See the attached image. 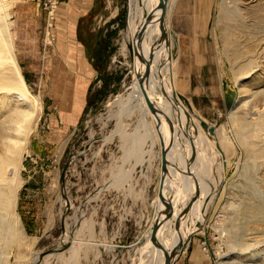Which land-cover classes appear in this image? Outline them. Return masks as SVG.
<instances>
[{
  "label": "rangeland",
  "instance_id": "obj_1",
  "mask_svg": "<svg viewBox=\"0 0 264 264\" xmlns=\"http://www.w3.org/2000/svg\"><path fill=\"white\" fill-rule=\"evenodd\" d=\"M35 3L0 0V70L20 76L31 99L0 91V129L11 131L18 109H37L19 169L20 234L4 243L2 230L0 264H80L88 240L119 245L114 263L112 245H105V264H145L154 251L144 235L157 204L160 123L133 71L131 0H104L72 48L56 39L57 10L48 19ZM174 3L157 65L164 72L176 56V98L190 115L185 125L209 199L203 215L197 203L194 209L204 216L201 242L220 264H264V0ZM136 12L130 41L140 25L156 32L148 10ZM71 50L80 61L65 59ZM164 75L172 77V70ZM170 240L165 231L164 247Z\"/></svg>",
  "mask_w": 264,
  "mask_h": 264
},
{
  "label": "bare ground",
  "instance_id": "obj_2",
  "mask_svg": "<svg viewBox=\"0 0 264 264\" xmlns=\"http://www.w3.org/2000/svg\"><path fill=\"white\" fill-rule=\"evenodd\" d=\"M164 3L166 6L164 10V13H166V25L163 27V30L167 29L168 31L169 21H170L169 17L171 15V12L173 11V7L175 3H174V0H169L168 4H166L167 2L166 0H164ZM154 6L156 8L155 15H154V9H155ZM138 8H139V11H141L145 15L147 14V10H148L150 21H152L151 24L153 28L156 30V32L153 33L152 29H150L149 26H148L149 28L146 25L139 26V27H142V29L138 37L136 49L139 53L144 55L146 58H148L149 53H152V58L149 64L146 90H147V93L150 99L156 104L157 107L162 109L171 118L173 122L174 139H173V145L170 147L168 155L175 158V162L178 165V166L175 165V162L172 163V161L168 158V155H167V159L170 162V164H172L173 167L171 165H168L169 174L167 176H164L162 179V183H163L162 192L165 197L171 200L172 206L174 208V214L172 218H170L169 220H166V222H164L156 231L155 238L160 243L161 246L154 244L152 241L150 243L152 248L154 249L153 260L151 259L152 256H149L143 262L145 264H148L150 262L159 261L160 264L162 263L164 264L165 254L166 253L169 254L174 249V247L178 244L180 239L183 238V236H185L187 231H190L191 229H195V226H194L195 222L196 221L202 222L203 217H204V216L202 217V215H199L200 212L194 213V209L196 207V202H194L191 208L185 214H183L181 218L179 219V230H176L174 226L175 216L178 212H180L186 206L189 200L185 203V205L183 204V202L187 200L191 191L194 190L192 178L190 176H184L180 171H185L186 167H188V169L190 170V173L194 175V177L198 181V184L200 185V194H201L202 200L204 199L205 195L208 192L206 191L207 192L206 193L204 191L203 183L201 180L202 175L200 172L198 173V170H196L195 164L197 163L199 154L196 150L194 137L190 133L191 128L190 129L188 128L189 130H186L187 137H190L188 139L185 137V134H184V129L186 127L185 123L187 124V122H185L186 120L182 119L180 114H178L182 111L181 107L182 106L184 107L185 105L178 103V99L176 98L177 94L172 90V81H171L172 77L168 75H164V72L166 71V69H168L169 71L171 67L172 69L175 68V64L177 60L176 56H173V58H171V62L168 64L164 72H160V70H162L164 66L161 64L157 65V59H158L157 57L160 52L162 42L167 37L162 34V29H161V25L159 21V16L161 14L159 0H131V4L129 7V11H128L129 17H128V25H127V33H128L127 41L131 47V51H132V41H130L129 37L131 36L130 35L131 26L136 21L139 20L137 16V12H136ZM154 20H157V22L159 21L158 22L159 25L155 23ZM147 21L149 22V20ZM1 62L2 61L0 60V63ZM158 64H159V61H158ZM133 68H134L133 71L136 76V80L138 84V77H140L144 73L145 64L144 63L140 64L137 57H133ZM4 90L9 91V93L11 94H16L18 100L23 99L25 101H29V102L31 101L30 96L28 94V90L26 89L22 78L18 76L17 74H15L14 72L12 75L11 74L7 75V74L2 73L0 70V91H4ZM172 105L174 107V110L176 111V114L173 112V109L171 108ZM36 110L37 109L35 107L33 113L31 114L30 112H23L20 109H18V111H16L14 121H11V123L13 122L12 127L10 126L11 131L9 130V128L7 130L5 128H3L2 130L0 129V143H1V147H0L1 148L0 150V237H2L1 236L2 230L3 231L6 230L7 233L5 232L4 234L5 237L3 238L5 241L4 243L9 242V241L11 243H14L16 237L20 234L19 225H18L19 216L15 211V206L17 202V191H18V187L20 184L19 169L21 165L22 155L26 149L25 147L28 141V137L32 130L31 121L33 120L34 112H36ZM185 111L187 110H184V114H185ZM187 121H190V118ZM199 121L200 119H198V121L196 120V124L198 123V125L200 126ZM157 122L160 123L159 125L160 126V130H159L160 139L163 141L164 145H167L169 141V137H170L167 124L162 117H160V120ZM176 136H178V138L180 139L179 152L176 151L175 149L177 148V144L175 140H179L178 138H176ZM191 145L193 146V149L195 151V160L193 162H190L189 160L190 155H191V152L189 151H192ZM159 146H160V143H159ZM184 149H187L186 154L184 152ZM172 172L175 175V179L170 176V173ZM160 175H161V172H160ZM196 175L198 176V178L196 177ZM166 182H170L173 186H168L167 188ZM191 196L192 194L189 196V199L191 198ZM156 202L157 204L155 207V214H154L153 219H155V217L157 216L158 210L164 209L165 207L163 203L159 202L158 197H157ZM200 204H202V201ZM163 215H164V212L161 213V217H163ZM153 222L154 220L151 221V223ZM165 231L171 237V240L169 242L167 249L164 247V244H163V237H164ZM149 235L150 233L148 232L144 235V237L147 238ZM157 253L162 254V256L160 258H157L158 256Z\"/></svg>",
  "mask_w": 264,
  "mask_h": 264
},
{
  "label": "crops",
  "instance_id": "obj_3",
  "mask_svg": "<svg viewBox=\"0 0 264 264\" xmlns=\"http://www.w3.org/2000/svg\"><path fill=\"white\" fill-rule=\"evenodd\" d=\"M103 2L104 0H65L63 1L57 9V15H56V20H55L56 22V25H55L56 34L55 35H56L57 41L65 45H69L70 48H72V44L74 40L77 43H82V40L80 38L81 36L80 28L81 27L82 29L85 28L84 27L85 20L89 18L97 17L98 13H102V10H103L102 3ZM35 8H36V13H37V11H39V5L37 2L35 3ZM28 24L31 25L32 22H29ZM31 33H33L32 26H28L27 32H26L27 37L32 36ZM75 56H76V59L80 61L79 52L77 51L75 54L73 50H71V52H67V54L65 55V59L67 58L72 61L75 58ZM65 70L67 71L69 69L65 67ZM70 70L72 69L70 68ZM171 70H172V80H171L172 90L176 93L175 91L176 74L174 72V68L172 69L171 67ZM181 108H182V111L178 114H180L182 119H185L184 110H186V107L182 106ZM173 112L176 114L175 110H173ZM192 192L193 190L191 191L189 195H191ZM200 232L201 231L193 235V237L184 247L183 251L180 252L173 259L172 264H209V259H208L206 250H204L201 244V240L203 237L200 234ZM149 241L151 242V239ZM149 241L146 243H149ZM107 244L112 245V246H107L108 248L107 250H109V252H112V259L114 263L115 261L114 252H115V249L119 247V245H116L115 243H107ZM107 244L101 243L96 240H88L86 243H82V247L87 248V249L81 250L80 264H105V259H104L105 245ZM168 245L165 243L166 249L168 248ZM149 254L150 252L148 251L146 258L149 256L153 257V253L150 255ZM66 255H67V251H66ZM161 256L162 254H160V256L158 255L157 258H160ZM148 264H160V262L154 261Z\"/></svg>",
  "mask_w": 264,
  "mask_h": 264
},
{
  "label": "water",
  "instance_id": "obj_4",
  "mask_svg": "<svg viewBox=\"0 0 264 264\" xmlns=\"http://www.w3.org/2000/svg\"><path fill=\"white\" fill-rule=\"evenodd\" d=\"M159 6L161 8V14L159 16V21H160V25H161V29H162V34L166 36V32H164L163 27H162L164 10L166 7L164 0H159ZM141 29H142V27H140L138 29V31L133 35L132 51H131L130 45L128 46L130 58L133 61V57H137L140 64H143V63L145 64L144 73L140 77H138V86L140 88L141 94L143 96V99L146 103V106H147L150 114L152 116H154L158 121L160 120V117H162L164 119V121L167 124L168 132H169V136H170L167 145H164L163 141L160 139V172H161V175H160V181H159V185H158L157 196H158L159 202L163 203L165 205V207H164V209L158 210L157 216L155 217L154 222L152 224L151 233H150L151 241L154 244L161 246L160 243L155 238L156 231L164 222H166V220H169L170 218H172V216L174 214V208L172 206L171 200L169 198L165 197L163 192H162V187H163L162 179L164 176H167L169 174L168 165L172 166V164H170V162L167 159V155H168L170 147L173 145L174 126H173V122H172L171 118L162 109H160L159 107L156 106V104L150 99V97L147 93V90H146L147 78H148L149 64H150V60L152 58V53H149L148 58H146L144 55L139 53L136 49V44H137L139 32ZM166 43H168L167 39H166ZM176 50H177V48H176ZM176 50H174V52ZM225 98H226L227 104L229 106L232 102V99L227 97V96H225ZM185 116H186V119L189 120L190 117H189V113L187 111H185ZM199 122H200V126L203 130H208L209 127L206 123L202 122L201 120ZM184 130L186 131L187 128L185 127ZM185 131H184V134L186 135ZM189 160H190V162H193L195 160V151L193 149V146H192V151H191V155H190ZM65 168L63 169L61 176H63ZM180 172L184 176H190L192 178L194 190H193L192 196L189 199V201L187 202L186 206L180 212H178L175 216L174 226H175L176 230H179V219L181 218V216L183 214H185L191 208V206L194 202H196L198 204V211L201 212L203 215L205 208H206V203L209 200L207 198V196L204 197V199L202 200V197L200 194V185L198 184V181L196 180L194 175L192 173H190V170L188 169V167H186L185 171H180ZM201 201H202V204H200ZM162 212H164L163 217H161ZM194 226H195V229H191L190 231H187L185 236H183V238L180 239V241L174 247V249L169 254L168 253L165 254L164 264H172L173 259L180 252L183 251L184 247L187 245V243L190 241V239L193 237V235L195 233L199 232L200 230H202V228H203L202 222H199V221H196ZM50 253H51V251L40 253L37 256L36 263L39 262L41 259H43L44 256H47Z\"/></svg>",
  "mask_w": 264,
  "mask_h": 264
},
{
  "label": "built area",
  "instance_id": "obj_5",
  "mask_svg": "<svg viewBox=\"0 0 264 264\" xmlns=\"http://www.w3.org/2000/svg\"><path fill=\"white\" fill-rule=\"evenodd\" d=\"M38 3L40 9L46 14L48 19L53 16L54 12L58 9L59 5L65 1V0H33ZM202 247L204 250H206L208 259H209V264H220L218 257H215L213 254H211L207 247L205 241L201 242Z\"/></svg>",
  "mask_w": 264,
  "mask_h": 264
}]
</instances>
